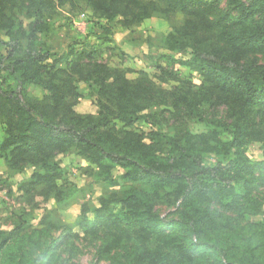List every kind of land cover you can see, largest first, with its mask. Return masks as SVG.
<instances>
[{
    "label": "trees",
    "instance_id": "obj_1",
    "mask_svg": "<svg viewBox=\"0 0 264 264\" xmlns=\"http://www.w3.org/2000/svg\"><path fill=\"white\" fill-rule=\"evenodd\" d=\"M23 1L34 17L28 32L5 16L18 1L0 0V30L8 36L0 39V76L8 87H0L1 156L14 168L40 165L42 176L30 185L45 186L60 174L51 157L76 149L111 184L117 181L107 169L119 165L123 181L143 184L150 195L130 184L95 206L83 203L56 236L48 229L27 233L20 213L0 232V264H80L72 262L80 237L91 243L90 264H264V0H88L98 15L125 26L157 13L182 15L165 41L174 62L196 69L201 83L170 93L97 61L81 64L85 51L63 54L64 68L48 63L36 36L53 0ZM76 76L96 92L95 113L73 109ZM29 85L45 95L34 98ZM169 98L212 129L179 136L135 131L141 121L159 120L148 108ZM120 122L131 130L118 133ZM252 143L259 144L257 158ZM209 155L216 159L207 161ZM72 189L57 190L58 202ZM160 196L180 200L172 216L155 209L151 197ZM20 236L25 245L16 242Z\"/></svg>",
    "mask_w": 264,
    "mask_h": 264
},
{
    "label": "rangeland",
    "instance_id": "obj_2",
    "mask_svg": "<svg viewBox=\"0 0 264 264\" xmlns=\"http://www.w3.org/2000/svg\"><path fill=\"white\" fill-rule=\"evenodd\" d=\"M17 1V4L6 8L5 16L8 15L10 21H14L16 25L20 24L28 32L29 25L34 20L32 11L26 8L28 2ZM87 1L64 0L59 3L53 0L50 8L44 12L42 18L38 19L43 30L37 32L36 47L47 55L48 63L56 62L60 68H64L66 62L62 57L63 54L69 53V57H74L71 51L73 53L85 51L86 56L80 61L81 64H92L97 61L121 71L129 81L146 77L149 80L146 82L158 91L170 93L177 88L186 92L188 89H196L201 83V76L196 69H188L174 62L177 54L167 47L165 41V35L174 32L181 23L180 13L170 15L157 13L139 23L125 26L116 20L107 21L98 15ZM99 25H104L105 29H101ZM0 39L8 40L4 30H0ZM23 43L25 44L24 41ZM167 72H171L172 76L176 74V80H173ZM73 85L79 93L78 102L73 109L78 113H95L96 92L92 86L78 76L74 77ZM0 87L8 90L5 78L2 76H0ZM28 91L34 98L45 95V92L36 85H29ZM182 104L181 101L176 104L169 98L162 104L152 105L148 108V112L156 113L159 120L153 124L141 121L134 128L135 131L147 133L155 128L160 133L179 136L183 130L197 134L212 129V126L205 121L187 117L181 109ZM4 127L3 122L0 121V139ZM115 129L120 133L131 130V127L120 122L116 124ZM145 141H149L148 138ZM168 146L163 147L165 153H169ZM250 149L249 153L252 157L257 158L259 144L252 143ZM215 159L214 155L206 158L209 162ZM50 162L58 164L60 168L58 178L45 186L40 185L39 180H36L34 185H30L37 176H42L43 168L29 161L18 168L10 167L0 154V232L10 229L16 223L17 216L23 213L27 219V233L31 232L33 236L35 233L43 235L44 230L48 229L50 235L56 236L61 234L65 225L76 217L83 203L95 206L101 197L121 195L122 190L130 184L149 194L143 184L123 181L120 175L125 170L119 165L107 169L110 172L109 176L117 181V184H111L99 172L101 169L96 168L76 149L58 152L51 157ZM70 188L73 189L58 202L56 191L59 189L68 191ZM163 192L165 191H160V195H163ZM151 199L158 212L169 216L173 215L180 202L178 200L173 203L163 196L151 197ZM16 240L25 245L26 243L23 242L27 241V237L20 236ZM90 244L81 237L76 240L75 246L79 250L72 262L90 264V259L93 257ZM30 246L33 247L34 243H30ZM99 264L106 262L101 261Z\"/></svg>",
    "mask_w": 264,
    "mask_h": 264
}]
</instances>
